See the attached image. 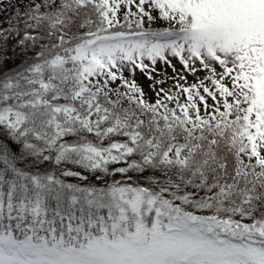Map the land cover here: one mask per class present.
<instances>
[{
	"label": "snow or ice",
	"instance_id": "6c2138e0",
	"mask_svg": "<svg viewBox=\"0 0 264 264\" xmlns=\"http://www.w3.org/2000/svg\"><path fill=\"white\" fill-rule=\"evenodd\" d=\"M0 264H264V0H0Z\"/></svg>",
	"mask_w": 264,
	"mask_h": 264
},
{
	"label": "trees",
	"instance_id": "16d2710c",
	"mask_svg": "<svg viewBox=\"0 0 264 264\" xmlns=\"http://www.w3.org/2000/svg\"><path fill=\"white\" fill-rule=\"evenodd\" d=\"M5 16H10L12 15V11L11 9H9L7 12L4 13ZM145 25L151 28H156V29H163L165 27L168 26L167 22L166 21H157L155 23H150V22H145ZM147 79V77H144ZM142 87L144 88L146 94H147V98L150 100V101H153L155 100V96H154V93L152 92V90L150 89L149 85L151 84V81L147 82V80L143 81L142 82ZM171 84V82H169V84H166V85H163V87H169ZM211 103V101H209ZM117 179H119V177H117ZM73 182H76V181H73Z\"/></svg>",
	"mask_w": 264,
	"mask_h": 264
},
{
	"label": "rangeland",
	"instance_id": "374dc122",
	"mask_svg": "<svg viewBox=\"0 0 264 264\" xmlns=\"http://www.w3.org/2000/svg\"><path fill=\"white\" fill-rule=\"evenodd\" d=\"M145 27L146 28H148L149 27V25L148 26H146L145 25ZM157 68L158 69H161V65H157ZM177 68L179 69L180 68V65L177 63ZM167 72H168V75H171L172 74V72H171V69H167ZM201 75H203V74H201ZM144 77H146V76H144L143 74H141V73H139V72H137V81H138V83L142 86V82L143 81H145V80H147V82H149V80L148 79H146V78H144ZM192 80H193V78L192 77H189V81L190 82H192Z\"/></svg>",
	"mask_w": 264,
	"mask_h": 264
}]
</instances>
